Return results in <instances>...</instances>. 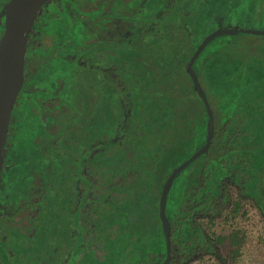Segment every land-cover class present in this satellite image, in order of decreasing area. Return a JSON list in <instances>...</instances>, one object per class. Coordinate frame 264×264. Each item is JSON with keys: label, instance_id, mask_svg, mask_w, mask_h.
Listing matches in <instances>:
<instances>
[{"label": "flooded vegetation", "instance_id": "flooded-vegetation-1", "mask_svg": "<svg viewBox=\"0 0 264 264\" xmlns=\"http://www.w3.org/2000/svg\"><path fill=\"white\" fill-rule=\"evenodd\" d=\"M8 1L0 0V38L4 31L3 8ZM129 1L133 5L131 12L128 9ZM226 1L238 5L244 0ZM201 3H214L218 10L208 12L207 8L201 11L197 20L192 10ZM154 4L157 7L153 9ZM223 4L224 0H49L42 6L28 37L24 83L13 108L10 126L15 127L10 130L9 126L5 151L8 160L14 153H18L21 160L11 168L8 162L3 164L0 175V264H77L84 257L90 259L87 255L93 258V264L110 262L99 255L96 248L99 247L98 227L103 228L104 235L106 225L112 218V208L104 213L99 212L101 217L97 222L90 219L91 214L93 218L98 216L97 209L91 208L92 188L95 187L93 176L96 174L91 171L93 163L100 158V154L106 156L107 153V157L111 158L118 155L116 150H112V145L117 144L123 145L118 157L120 161L127 158L122 155L123 151L129 157L138 156L139 163L161 151V145L164 144L161 141L169 138L165 131L162 132V124L167 125L165 129L168 131L172 118L169 115L165 117L166 113L152 116L158 119L155 124L160 129L153 140L154 148H145L141 133H137L139 125L133 122L130 112L128 119L125 110L160 109V103L156 100L166 98L168 92L176 90L175 84L179 77L183 76L184 79L188 61L194 53L187 59L181 54L170 55L175 48H172V44L181 45L184 42L185 46L196 50L208 35L203 36L206 28L211 27L212 33L220 27H228L226 20L229 12L221 11ZM145 16L149 18L148 21ZM162 24L172 26V32L155 34L162 30ZM181 27L188 30L187 34L181 31ZM218 44L201 51L203 61L200 68L203 69L205 62L207 65L208 53L213 48H219ZM56 64L59 65L62 78L58 77L51 84L44 85L40 75H48L50 67ZM202 69L198 79L208 99H211L206 91V76L205 81L202 79ZM177 72L183 74L177 75ZM151 79L160 86V92H146ZM68 93H74L69 99L72 102L66 98ZM164 109L166 106H162L161 111ZM187 112L191 122V113L189 110ZM133 126H137L135 132ZM218 155L221 163L216 170L219 194L215 205L212 200H208V191L205 195L201 192L205 191L201 187L206 184L203 186L204 183L200 181L199 187L190 186L191 173L195 169L187 173L183 187L186 191L199 189L201 196L197 209L212 213L219 208L220 216L224 208L225 221L228 219L225 212L233 208L236 200L232 197L233 193L249 199L248 209L254 210L256 178L250 177L246 169L239 171L232 157H228L231 165L225 166L223 157ZM243 160L247 167L254 163L253 159L250 162L245 156ZM124 162L123 167L127 166L125 176L114 186H121L123 180L121 187H126L130 178L136 188L134 191L138 192L137 187H143H136L140 180L138 172H132L131 175L132 166ZM207 162L200 163L196 171L206 169ZM117 172L115 165L109 167L108 174L111 177ZM156 182L155 185H158ZM58 184L67 187L71 184L74 198L85 201L81 212L86 230L82 228L80 238L76 235L77 228L74 225L71 226V232L68 229L70 226L65 225L67 216L70 221L80 222V219H76L77 212L73 209L67 216H64L62 209L56 212L52 195ZM126 189L129 193V188ZM107 197L110 199L109 195ZM109 199H106L101 210L108 208ZM138 201L142 200L136 199L131 203ZM114 204L112 202V207ZM206 215L210 216L209 213ZM193 227H196L197 239L192 244L187 243L186 249L171 240L169 264H181L196 258L197 249H212V246H207L205 235L194 220L189 234L193 235ZM112 228L114 231L117 225ZM126 231L123 228L117 235L121 238L126 235L129 241V235L133 234L131 231L127 235ZM134 237L139 241L138 236ZM87 241H92V244L89 245ZM191 248L193 252L190 251V255L188 251ZM89 249L93 250L91 255L87 254ZM84 250H87L86 256ZM165 251L161 255L162 259L164 254L167 259ZM137 254L135 252L132 258ZM122 262L120 257L117 263Z\"/></svg>", "mask_w": 264, "mask_h": 264}, {"label": "rangeland", "instance_id": "rangeland-1", "mask_svg": "<svg viewBox=\"0 0 264 264\" xmlns=\"http://www.w3.org/2000/svg\"><path fill=\"white\" fill-rule=\"evenodd\" d=\"M241 5L243 7L239 6L238 8L237 5H233L231 3L229 9H226L229 12L227 13L228 19L226 20V26L264 31V1L244 0ZM210 31L211 27H209V29L206 28L203 36L209 34ZM226 40L230 41L226 42V45H224L223 43L221 44V42ZM218 43L219 48L211 49L206 57L208 63L206 65L205 62V64L203 65L202 79L205 81L206 76V91L210 96L212 102H216L215 100H219V102L221 101L223 103V106H225L226 103L225 101H222L223 99H240V103L238 105L239 109L236 113L237 115L234 116L231 123H233L234 125H239L241 129L243 128L245 138H241L240 147L234 149L232 147L231 152L232 156L236 157L240 161L244 162L243 156H245L251 162V159L254 160V157H256V154L252 153L253 151H255L254 147H252V144H254L259 138L264 137V128H262L261 130L259 124L256 122L255 116L253 118L250 117L257 112L256 110L250 109V106L245 102V98H249L250 100L255 102L256 107L261 106L262 103L264 104V35L247 31H239L238 33L223 32L215 38V40L210 44L209 48H211L215 44L217 45ZM172 45V48H175L173 51L171 50L172 53H169L170 55L181 54L187 59L195 51L191 46H185L184 42L181 45L179 43ZM179 80L185 83V85L188 82L186 78L183 79L179 77ZM180 81H177L175 84L176 88L179 86L178 91H182V88L184 87L183 83L182 85H180ZM172 104L175 105L174 103ZM188 104L192 105V95L191 97L189 96ZM184 111L182 114H179L177 116V120L176 118L171 119L169 129L168 131H165V135L169 138H163L161 142L165 144L167 152H164L163 150H158L157 152H155V150L153 149L155 153L147 157L142 163H139L138 156L135 155V157H129L128 153H124L123 151L122 155L127 157L128 165L132 166V171L130 170L131 175L132 172H138V176L140 177L139 183L136 185V187L141 185L143 187H137L139 193L134 191L136 188L132 185L133 180H131L130 178L126 183V187L129 188V193L128 191H126V187H121L123 185V180L120 184L121 186H114L119 184L120 180L125 174V170L127 169V166L125 168L123 167V165L121 167L117 166V163L120 159L118 158L119 153L121 154L123 145H112L113 152L115 150L118 151H115V153L118 154L115 157H107L106 153V156L100 154V158L95 159L91 170L93 173H96L93 176L95 187L92 188L93 201L91 208L97 209V207L99 206L101 208V206L106 203V199H109L107 195H109L110 193L113 194V198L111 199L113 202L123 199L121 202L125 201L127 203H130L136 199H141V190L146 189L145 187L147 186L151 190H156V187H158L157 185H155L156 180L160 181L162 177L166 179L177 166H179L192 154H194L193 150L195 146L197 145V143H200L199 139L195 140V136L197 135H195L197 124L192 120L190 122L189 113L187 112V110ZM129 112L133 116V122L135 121L136 125H139L137 133H141L145 148H154L155 144L153 143V140L155 139V134H157L156 132L160 129V126H156L155 119L152 117L155 116V110H125L128 119ZM148 117L151 118L147 119ZM247 117L248 121H246ZM162 126L164 127L163 124ZM166 127L167 126L164 127V130ZM136 129L137 126L132 127V130L134 132ZM253 129L258 130V132L254 133ZM246 136L248 137L246 138ZM249 143H251V146ZM217 148V150H213L212 147L210 148L207 158L208 162L206 163L207 165L204 172L196 171V168L200 166L201 162H197L195 164V161H193L188 164L183 169L182 173L177 177L173 190L179 189L181 185L183 186L185 181L184 179L182 180V178H185L190 170L195 169V171L193 170V173H191L192 175L190 186L192 185L194 187H199L200 181L202 182V184L204 183L203 186L206 184L204 187H201L205 191L201 192L204 195L206 191H208V195L212 194L211 202L214 203L213 205H215L217 200L214 201V199H216V196H218L219 194V192H217V190L219 189H217V187L219 186V178L216 171L217 169H214L212 166L211 159L219 154V147ZM120 149L121 151H119ZM243 152H246V154ZM131 153L132 151L129 152V154ZM221 154L225 155L226 149H223V151H221ZM127 159L125 161H127ZM216 159H219V155L216 157ZM20 160L21 159L18 153H14V155L11 157V160L5 158L4 155L3 164H6L8 162V166L11 168ZM146 161L148 163L145 165L144 163ZM235 164L238 165L239 171L241 169H246L249 176L253 178H257L261 173L264 172V162H262L261 166L258 167L256 166L255 160L254 163H252L251 166L248 165V167L245 164H240L239 162H236ZM111 165H115L116 169L120 170L114 177H111L108 174V170ZM125 178L126 177H124V179ZM198 181L199 184L197 183ZM164 182L165 180L162 181V184H164ZM257 183L258 180L256 179L255 184ZM115 187H117L118 189L120 188L119 191L113 189ZM199 193L200 191H198V195ZM116 194L118 195V198L115 197ZM119 195H121V197L123 198H119ZM232 195L234 196V198H237L238 196L236 193H233ZM209 198L210 197H208V199ZM243 199L245 201L242 203V206L244 208H248L247 202L249 201V199ZM259 209L255 207L254 210H250L249 218L247 216L243 217L242 215L225 219V221H223L224 211L221 212L219 216V208L212 213H210V211L206 212L205 210V217L202 222L205 221V218L211 217V222L214 226V228L211 229L214 230L212 232H216L217 234L221 235H227L233 229L238 228L239 226H244L246 230V244L241 252V255L235 261H228L229 264H264V213L262 212V209ZM208 213L210 214V216L206 215ZM100 217V214H98V216L95 218L92 217V214L90 215V219L92 222L93 220L94 222H97ZM68 229L69 232H71V227H68ZM2 230L6 232V229L4 227L2 228ZM125 234L129 235L128 231H126ZM102 236L103 232H98L97 240H100V237ZM132 236L134 237L135 235ZM132 236L129 235V243H123L119 246L118 243L120 242L113 243V245L111 246V251L114 257H118V255H120L123 262L129 260V257L132 255V247L139 245V241H137L135 237V239L131 240ZM117 237L121 238L120 235H118ZM125 238H127L126 235L121 238V241L122 239L125 241ZM222 246L225 247V244ZM127 247L128 249H126ZM89 250L90 251L88 252L87 250H84L83 254L85 256L87 254L91 255L93 250ZM214 250L215 254L213 258L206 256V261L204 262V264H217V262H219V245H217L216 248L214 247ZM86 252L87 254H85ZM220 253L223 254L222 261L227 260V253H225L223 250ZM87 256L90 257V259L84 257L80 261H78L77 264H93V258L89 255Z\"/></svg>", "mask_w": 264, "mask_h": 264}, {"label": "trees", "instance_id": "trees-1", "mask_svg": "<svg viewBox=\"0 0 264 264\" xmlns=\"http://www.w3.org/2000/svg\"><path fill=\"white\" fill-rule=\"evenodd\" d=\"M259 1H264V0H259ZM241 3L242 2L238 3L237 5L238 8L239 6H242ZM230 4L231 3L229 1L224 0V4L221 8V11L229 9ZM128 5H129L128 9L131 12L133 8L131 1L128 2ZM155 7L157 6L154 4L152 8L154 9ZM207 8L209 9L208 12L218 10L217 5H215L214 3L213 5L211 3L207 5H202L201 3L197 6V8L192 10V14L197 19V16H200L201 11H204ZM131 16L134 17L132 14ZM165 17H168V15L165 14ZM148 19L149 18L145 16V20L148 21ZM165 25L166 24H162L161 25L162 30L158 32L156 31L155 34L165 35L167 32L171 33L172 26L166 25V29H165ZM181 29H182L181 31L187 34V31H188L187 29H185L184 27H181ZM227 32H230V31H227ZM146 34L147 33L145 32L144 36H146ZM219 35H217L216 37H218ZM216 37H214L210 41V43H208V45L204 48V50L206 49L207 51L210 49L209 46L215 40ZM228 41L230 40L223 41L221 42V44L223 43L224 45H226V42ZM202 59H203V55L202 53H200L199 56L193 62V71L197 77L200 76V69H202L200 68L202 61H203ZM66 69L67 68L65 67L64 73L67 72ZM59 70H60L59 65L56 64L50 67V71L48 75L41 74L40 77H41V80L43 81V84L44 85L51 84L58 77L62 78V72H59ZM159 70L161 72V69ZM182 74L177 72V75H182ZM184 78L187 79L188 84L186 83L185 85V83L179 80L181 82L180 85H182V83L184 85V87L182 88V91H178L179 89V86H178L176 90L168 92L167 93L168 96H166V98H159L156 100L160 103V109L155 110V113L156 114L166 113L165 117H168L167 115H169L171 118H176L177 120V116L179 114H182L184 110H189L191 113V118L193 122L197 124L196 126L197 128L195 129V135L197 134L195 136V140L196 139L200 140V143H197V145L195 146L193 150V151H196L200 149L206 142L208 131H209V116H208L205 104L192 78L190 77L188 70L185 71ZM152 80L153 79H151V82L148 83L149 88L148 89L146 88V92L149 94L160 92L161 91L160 86L157 83L152 82ZM112 85H114V83ZM129 90L132 91V88H130ZM73 95L74 93L66 94L67 100H69L70 97ZM191 95H192V105H189L188 100H189V96L191 97ZM209 101L211 103V107L214 112V124H215L214 136L211 141L210 148L212 147L213 150H217L218 149L217 147H219V154H221V151H223V149H226V154L225 155L221 154V156L223 157L222 162L226 166V164L227 165L230 164L227 157H234L232 156V152H231L232 147L233 149L239 148L241 138H245V135L243 133V128L241 129L239 125H234L233 123H231L234 116L237 115L236 113H237V110L239 109L238 105L240 103V99L239 98L232 99V100L223 99L222 101H225L226 103L225 106H223V103L221 101L220 103L219 100H215L216 102H212L211 99H209ZM69 102H72V101L69 100ZM245 102L250 106L251 110H256L257 113L251 115L250 117L253 118L255 116L256 122L259 124L262 130V128H264V111H261V110H264V104L262 103L261 106L256 107L255 102H253L249 98L248 99L245 98ZM146 103L147 101L145 100L144 105H146ZM172 103H174L175 105H173ZM154 104L158 105V103H154ZM162 106H166V109H164L163 111H161ZM155 121L158 123L157 118L155 119ZM246 121H248V117ZM163 125L164 127L167 126L165 123H163ZM14 127L15 126H10V130L14 129ZM163 131H167V129L164 130L163 128L162 132ZM257 132L258 130H254V133H257ZM247 137L248 136H246V138ZM249 144L251 146V143ZM252 147H254L255 149V151H253L252 153L256 154V157H254L256 166L257 167L261 166V163L264 162V137L259 138L254 144H252ZM210 148L206 152H204L200 157L194 160L195 164L197 162L204 163V161L207 160V155L209 153ZM69 149H72V147H70ZM161 150H163L164 152L165 151L167 152V149L164 144L161 145ZM243 153L246 154V152H243ZM126 159L127 158L124 157L122 161L119 160L117 163V166L118 167H121L122 165L124 166L125 165L124 161ZM233 161L235 163L239 162L240 164H245V162L240 161L236 157L233 158ZM127 162H128V159H127ZM147 163L148 162L146 161L144 164L146 165ZM211 163L214 169H219V163L221 162L219 161V159H215ZM182 171L175 177L174 181L172 182L167 192V198H166L165 207H164L165 219L171 231V240L173 241L174 244L175 242L177 244H181L180 246L184 247V249H186L187 243L192 244L194 240L196 241L197 239L196 234H195L196 227H193V230H192L193 235L189 234L190 233L189 231H191V228H192V220H194L195 223L200 227V231H202L203 235H205L207 246H212V249L210 250L208 248H205V250L203 248L197 249L196 252L198 253V256L196 258H193L192 260H189L187 262L185 261V262H182V263L180 262V263L181 264L183 263L204 264V262L206 261V258H205L206 256L213 258L215 254L214 247H217V245H219V262H217V264H229V262L235 261L241 255V252L246 244L247 235H246V230L244 226L242 227L239 226L238 228L233 229L227 235H221V234H217L216 232H212L214 230H211V229L214 228V226L211 222L212 221L211 217L205 218V221L202 222L205 217V212L203 210L197 209L198 207L197 203L201 196L200 193L198 195V189H194L193 191L189 192V191H186V189L183 186H181L179 189L173 190L175 181L177 177L182 173ZM204 171L205 169L202 170V172ZM183 179L185 181V178H182V180ZM256 179L259 180V183H257L255 186L254 209L255 207L257 209L260 208L259 210L262 209V212L264 213V172L261 173ZM162 180H165V178L162 177ZM156 183H158L159 193L155 194V192H153L154 189L151 190L148 186L145 187L146 189L142 190L140 194L142 201L131 203L132 205L129 204L127 206L128 208H127L126 215L123 212V220H121V223L123 224L124 228H126L128 233L130 234V232L136 230V228L140 232L139 245H136L132 247L131 249L132 255L135 252L136 254L137 253L138 254L134 258H132V255H131L129 257V260L122 262L123 264H164L166 260L165 254H164V258L163 259L161 258L163 251L166 249V241H165L164 227L162 225V222L160 220V215H159V200H160L161 190L164 184H162L160 181ZM211 195L210 194L208 195V197H210L208 200L212 199ZM232 197L234 198L233 195ZM237 199H240V200H237ZM214 201H216V199H214ZM243 202H244V199L242 197L237 196L236 200L234 201L233 208L230 211L225 212L228 219L233 218L235 216L238 217L242 215L243 217L247 216L249 218L250 210L242 206ZM247 203H249V201ZM223 211H224V208L222 212ZM199 227H198L197 233H199ZM98 229H99V232L101 233L103 232V228L101 229V227H98ZM209 232H212V233H209ZM104 238H105V234L101 237L100 240H97L99 247L103 251L105 250L109 254V256L110 255L112 256V258L110 257V260H112L111 262L113 264H119V263H116V260L120 258V255H118V257H114L113 254H110V249L113 243L109 240H106V238L105 239ZM185 239H187V241ZM129 242L130 241H128V239L126 238H125V241L122 239V241L118 243V246L122 245L123 243H129ZM80 243H82V239H80ZM87 243L91 245L92 241H87ZM224 244H225V247L222 246ZM85 245H86V242H85ZM126 249H128V247ZM222 250L225 253H227L226 254L227 260L222 261L223 254L220 253ZM190 251L193 252L192 248L191 250L188 251L189 252L188 254L191 255ZM164 253H166V251Z\"/></svg>", "mask_w": 264, "mask_h": 264}, {"label": "water", "instance_id": "water-1", "mask_svg": "<svg viewBox=\"0 0 264 264\" xmlns=\"http://www.w3.org/2000/svg\"><path fill=\"white\" fill-rule=\"evenodd\" d=\"M48 1L49 0H9L3 8V14L5 15L4 31L0 38V175L3 169L13 108L24 83L28 37L38 12ZM227 31H247L264 35V31L260 30L241 27H220L202 40L188 62V72L205 104L209 116V131L205 144L200 149L194 151V154L170 173L161 190L159 215L165 231L167 251L165 264H169L171 254V231L164 215L167 192L175 177L188 164L200 157L210 148L214 136V112L206 92L193 71V62L214 37Z\"/></svg>", "mask_w": 264, "mask_h": 264}, {"label": "crops", "instance_id": "crops-1", "mask_svg": "<svg viewBox=\"0 0 264 264\" xmlns=\"http://www.w3.org/2000/svg\"><path fill=\"white\" fill-rule=\"evenodd\" d=\"M113 189H116L117 191H119L120 188L118 189L117 187H115ZM158 191H159V187H156V190H154L155 194H157ZM54 192H55V194H53L52 196L56 200V212L57 213L61 209L65 212L64 216L69 215L70 212L73 209L77 212L78 217H76V219H80V222L70 221L69 216H67L66 219H65V225L66 226H70V227L74 225L77 228L76 229V235H77L78 238H80V235L82 234V228L86 230L85 225H84V223L82 221L83 220V215H82V212H81L82 208H83V204H84L85 201L83 199H81V198H79V199L77 197L74 198L71 184L68 187L66 185H64V184H58L57 186H55ZM109 196H110V199H109L108 208L106 210H101V209L99 210L100 206L97 207V209H98L97 215L99 214V212H103L104 213L106 211H110L111 208H112V211H111L112 212V214H111L112 218L108 222V224L106 225L105 238H106V240H109L112 243L121 242V238L117 237L118 236L117 234L119 233L120 230H122L124 228L123 224L121 223V220H123V219H121V217L123 216V212L126 215L127 208H128L127 206L128 205H127V202H125V201L121 202L123 200V199H121L120 201L114 202L115 204L112 207V202L113 201H111V199L113 198V194L110 193ZM117 196L118 195L116 194L115 197L118 198ZM119 196H120L119 198H123V197H121V195H119ZM64 200H67V201H64ZM104 204L101 206V208H104ZM128 204H131V202L128 203ZM118 222H119V224H118ZM115 225H117V229H115L113 231L112 227H115ZM132 234L139 237L140 232L136 228V230L132 231ZM96 250L99 251L98 252L99 255L100 254L103 255V258L107 257V260H110V256L105 250L103 251L100 247H97ZM110 251H111V249H110ZM111 261L112 260H110V262H108V264H113ZM117 261H118V259L116 260V263H117ZM105 264H106V262H105Z\"/></svg>", "mask_w": 264, "mask_h": 264}]
</instances>
